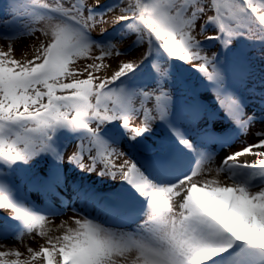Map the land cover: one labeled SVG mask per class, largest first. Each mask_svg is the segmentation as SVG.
<instances>
[{"label":"snow or ice","instance_id":"snow-or-ice-1","mask_svg":"<svg viewBox=\"0 0 264 264\" xmlns=\"http://www.w3.org/2000/svg\"><path fill=\"white\" fill-rule=\"evenodd\" d=\"M36 5L44 10L41 18L47 25L42 34L47 40L41 42L34 58H13L11 44L7 51H0V161L27 163L42 153L63 161V153L57 154L50 144L53 133L60 127L83 131L84 139L66 160L82 171L126 182L146 201V207L143 222L132 232L78 213L79 218L74 217L76 227L67 228L54 239L49 237L47 246H40L38 251L29 248L31 260L40 257L45 264H220L215 259L220 257L226 264L224 254L231 256L236 242L264 250V180L257 185L235 178L237 169L254 170L256 176L264 177V130L255 132L254 142L226 155L215 175L212 169L205 173L203 165L210 158H204L174 181L163 183L150 179L134 160L99 136L101 126L119 120L128 139L135 140L150 131L156 120L166 117L170 96L163 87L136 92L112 87L154 48L169 59L190 64L209 81L221 79L213 64L215 54H201L204 50L193 34L197 19L207 17L198 34L212 24L217 30L206 39L227 46L231 38L246 34L242 29L257 27L264 33V0H127L113 25L126 22L128 31L139 34L136 44L146 37L147 51L140 52L138 62L119 63L118 70L98 83H94L90 71L87 79L64 80L76 75L69 68L76 58L103 61L111 54L109 49L115 44H97L90 39V29L96 17L102 19L116 5L103 14L93 13L95 5L65 8L40 4L39 0H23L19 7L25 13ZM28 30L35 34L31 25ZM92 48L99 49L100 54L91 57ZM120 55L125 53L117 51ZM100 68L101 64L92 63L85 70ZM153 68L165 74L156 64ZM214 94L225 114L245 128L246 122L235 115L236 101L215 90ZM137 98L139 106L134 103ZM134 119L138 120L135 125ZM92 123L95 127L90 126ZM172 134L183 148L193 150L192 143L179 131L173 129ZM245 155L254 160L241 162L239 158ZM85 156L88 165L83 162ZM120 158L122 162L117 163ZM0 209H9V215L28 231L39 228L47 216L15 202L3 184ZM8 256L16 259H5ZM19 257V252L0 251V264H28Z\"/></svg>","mask_w":264,"mask_h":264},{"label":"rangeland","instance_id":"rangeland-1","mask_svg":"<svg viewBox=\"0 0 264 264\" xmlns=\"http://www.w3.org/2000/svg\"><path fill=\"white\" fill-rule=\"evenodd\" d=\"M39 2L40 4L48 3L65 8L71 7L73 4L83 5L85 9L95 5L92 11L96 14H103L107 9L116 5L102 19L96 17L94 27L90 29L92 41L101 46L110 43L115 44L114 49H109L111 54L106 56L103 61H94L84 57L76 58L69 65L70 70L76 75L65 78L64 82H71L73 78L87 79L90 71L94 77V83H98L99 80L109 78L114 71L118 70L119 63L129 60L138 62L140 52L145 51V40L141 44H136L138 33L128 30L118 32L115 42L106 39L105 32L101 33L103 29L116 25H113V22L121 14V9L126 6L127 0H124L123 3L121 0H109V2L99 0V4H97V0H39ZM201 2L205 3L207 0H201ZM13 3V5L9 3L4 9L0 8V51H7L8 45L11 44L13 58L21 61L33 59L41 42L47 40L42 34V28L47 25V21L41 18L44 10L36 5L24 13L19 7L21 3ZM84 14L87 15V11ZM206 18L205 16L203 19H197L193 34L196 35V39L200 40L199 46L204 50L201 52L202 55L215 54L213 56V64L215 65V60L219 59V57L216 58L219 42L206 43L205 39L209 33L215 32L216 28L214 25H207L204 33L198 34L200 25L204 23ZM28 25L35 29V34L28 30ZM247 42L245 49L251 50L248 56V64L237 70V75L234 78L226 81H209L199 71L193 70L196 83L191 86L198 91L199 96H193L191 93L192 87L188 82L192 83L193 80L181 78L174 63L162 55L159 56L155 64L165 73L164 75L158 71L154 72L155 68L150 69V66H146L143 69V75H141L142 73L130 74L131 76L123 79L126 81H122L120 87H116V81L112 87L123 88L128 92L146 91L156 89L158 86L166 89L168 96H170V101L167 104V115L163 120H156L152 123L151 130L135 140L128 139L119 120L101 126L99 136L108 144L118 147L139 167L145 166L148 170L168 175L169 181H174L181 172L191 170L198 159L204 158H210L204 162L205 173L207 174L208 169H212V175H215L214 170L226 155L245 144L254 142L255 132L264 130V42L259 44L253 39ZM117 51L123 52L125 55L117 56ZM99 54L100 51L97 48H92L89 53L91 57H96ZM92 63L101 64V68L98 71L95 69L86 71V66ZM222 65L224 64L219 65L221 66L220 69L224 68ZM145 80L148 81V84L142 87L138 82ZM214 90L219 94L229 95L236 101L235 115L242 122H246L245 128L242 129L241 125H238L233 118L225 114V111L217 103ZM107 102L111 105V100ZM134 103L139 106V99L137 98ZM152 104H154V99L148 106L151 107ZM175 114H179L180 120H186L187 124H180V120L175 123L173 121ZM132 123L135 125L138 120L134 119ZM90 126L95 127V124L92 123ZM173 129L179 131L192 143V151H188L177 142L176 137L172 134ZM84 136L83 131H73L67 127H60L56 136L55 149L57 154L63 153L65 160L56 159L60 166L56 172L57 175L54 176L56 186L30 162L19 161L21 166V171H19L0 161V184L7 187L11 198L17 203L26 205L34 212L47 215L45 221L41 222V226L36 230L28 231L20 222L15 228V232L10 234L6 229L9 226V223L6 222V216L8 217L7 213L10 210L0 209V251L19 252V259L22 262L28 261V264H45L43 258L40 257L34 261L31 260L28 249L32 248L33 251H38L40 246H47L46 241L49 237L54 239L62 235L67 228L76 227L74 217L79 218L78 213L104 224L99 220V215L102 214L103 210L99 204L102 199L106 198L116 201V189L119 185L125 186L130 193L133 192L136 197L138 196L137 198H140L137 192L126 182L100 176L95 172L82 171L75 164L66 160V157L76 150L77 144L82 142ZM83 143L87 147V141ZM167 150L176 151V156L171 164L177 165L179 163L182 165V169L177 167H172L169 170L156 168L155 163H159V154ZM239 159L241 162H251L254 157L245 155ZM122 160L123 158H120L116 162L121 163ZM83 162L85 165L90 163L86 156ZM223 175L221 173V177ZM235 178L245 183L257 185L264 180V177L256 176L254 170L250 169H237ZM89 187L95 189L91 195L82 192L84 195L77 197L82 188L89 190ZM114 190L115 193L112 195ZM79 198L82 199L81 202H78ZM73 202L75 205L76 203L80 205L82 203V205L77 207L72 204ZM73 210L77 213H74ZM143 219L125 228L116 225L113 227L132 232L143 222ZM228 255V253L224 254L225 257ZM5 259L12 260L16 257L8 256ZM215 259L220 264H225L220 257ZM236 261L237 264H264V253L258 248L247 246V248H241Z\"/></svg>","mask_w":264,"mask_h":264},{"label":"trees","instance_id":"trees-1","mask_svg":"<svg viewBox=\"0 0 264 264\" xmlns=\"http://www.w3.org/2000/svg\"><path fill=\"white\" fill-rule=\"evenodd\" d=\"M107 1L109 2V0H107ZM17 2L22 3L23 0H18ZM108 2H105V3L108 4ZM131 2L135 3V0H131ZM209 14H213V13L209 12ZM256 23L258 24V22H256ZM123 25H126V22H120V23H117L116 25H114L112 27L106 28L107 30L104 31L105 37L107 39H112L114 37L112 40H114V42H115L117 40V37L115 38L114 35H116L117 32H119V31L124 32V31L128 30L127 28L123 29V27H122ZM209 25H212V24H209ZM216 30L217 29H215V31ZM242 31H245L246 34L245 35H238L234 38H231V43H229L227 46H224L223 44H221L217 40L205 39L206 43L219 42V47H220L219 53H221L223 55V57H222V60L217 62L215 67H216L217 71L219 72L221 78H223L227 73H229L230 70H232V69L236 70L245 64V62L249 58L248 55L251 51L248 48L245 49L246 44L248 43L247 42L248 40L253 39L255 42H257L259 44L261 42H264V33H261L257 27H253L251 31H247L246 29H242ZM146 39L147 38L145 37V41H146ZM145 51H147V42H146ZM224 51H225V53H224ZM160 55L166 56L162 50H160L159 48H154L151 51V53L147 56V58L144 59L143 62L140 63L139 66L134 71L129 72L126 76L121 77L119 80L128 78L130 74H141L143 72V69L146 66H150V65L155 64ZM170 60L172 61V63H174V65L178 69V73L181 76L191 77V73H193V70L195 68H193L190 64H186V63L179 61V60H176V59H170ZM223 62L226 65L225 66V73H222L221 70L218 69L219 65ZM58 129H56L52 135V140L50 141V144L52 145V147H54L53 139H54L55 134L57 133ZM29 162L38 170L43 171V175L48 176L49 178H52V175L58 169V164L56 162V159L53 157V155L51 153H42L41 155L36 156L35 158L31 159ZM7 165L8 166L10 165L13 167H18L19 163L17 161L14 163H7ZM243 244L244 243L241 242L240 245H243ZM262 251L264 252V250H262ZM229 262L230 263L232 262L231 258L229 259Z\"/></svg>","mask_w":264,"mask_h":264},{"label":"bare ground","instance_id":"bare-ground-1","mask_svg":"<svg viewBox=\"0 0 264 264\" xmlns=\"http://www.w3.org/2000/svg\"><path fill=\"white\" fill-rule=\"evenodd\" d=\"M14 2H17L18 0H13ZM123 27V29H126V25H123L122 26ZM166 57V56H165ZM168 58V57H167ZM181 123H184V124H187L186 123V120L184 121L183 119H181ZM189 132V131H188ZM141 168V170L142 171H144L148 176H149V178L150 179H153L154 181L157 179L155 176H154V174L152 173V172H150L145 166H141L140 167ZM158 181H166V180H169L167 177H158ZM167 182H169V181H167ZM80 202H81V200H80ZM74 206H79L80 204L79 203H76V205L74 204V203H72ZM81 205H82V203H81ZM80 205V206H81Z\"/></svg>","mask_w":264,"mask_h":264}]
</instances>
